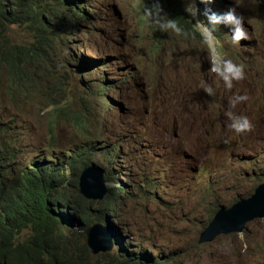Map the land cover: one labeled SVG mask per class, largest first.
<instances>
[{
	"label": "rangeland",
	"instance_id": "1",
	"mask_svg": "<svg viewBox=\"0 0 264 264\" xmlns=\"http://www.w3.org/2000/svg\"><path fill=\"white\" fill-rule=\"evenodd\" d=\"M85 2L92 19L84 23L79 45L73 48L83 46L85 59L107 56L113 60V66L135 65V74L140 78L138 87L132 86L129 96L120 94L122 87L116 93L115 90L101 93L105 109H99L105 130L98 142L120 146V163L112 165L110 170H119L118 181L125 180L119 182L118 187H126L128 197L116 217L124 239L134 235L139 241L132 247L149 254L175 253L183 264H241L242 261L257 264L264 258V246H261L264 220L247 225L239 235L220 234L198 244L197 240L202 225L209 223L214 215L210 219L211 209L227 208L237 194L238 197L248 191L252 194L264 168V111L258 108L264 105V70L261 68L264 65V0H232L231 6L244 17L249 35L247 41H240L239 47L231 44L228 30L214 33L222 45L219 48L214 41L206 44L201 36L186 39L169 34L161 40L152 59L145 56L151 24L143 18V9L136 8L139 0ZM188 2L186 0L184 5ZM196 31L200 33L198 21ZM220 54L234 62L249 64L245 67V78L233 81L232 89H225L223 82L209 70L212 57ZM53 58L59 65L60 48H56ZM253 61L258 65L256 72ZM166 62H170L169 69L161 64ZM150 63L161 65L150 72L146 70ZM113 66L102 70L98 66L95 70L100 75L96 76H119L120 69L113 73ZM67 69H71L69 64L59 67L57 76ZM151 75L156 78L153 82L148 80ZM159 75L170 78V83L157 81L161 79ZM203 84L213 87L212 96L204 93ZM65 87L66 97L81 98L76 82ZM240 93H246L248 99L231 107L229 101ZM112 101L116 106L119 102V110L108 108ZM51 109L45 103L18 111V123L31 130L27 136L33 151L40 150L46 137L47 113ZM91 109L95 111L96 107ZM229 112L247 115L255 134L237 135L228 129ZM0 116L9 119L4 110L0 111ZM61 126H52L53 135L60 141V153L77 144L76 132L80 131ZM218 135H222L223 141L228 139V143L223 142L225 148H234L229 156L238 158L235 164L206 162L223 166V176L212 175V169L202 166L200 159L187 165L189 159L176 156L177 144ZM152 192L156 193L155 197ZM207 203H210L208 207ZM120 247L123 246L120 244ZM114 252L115 246L111 253Z\"/></svg>",
	"mask_w": 264,
	"mask_h": 264
},
{
	"label": "trees",
	"instance_id": "2",
	"mask_svg": "<svg viewBox=\"0 0 264 264\" xmlns=\"http://www.w3.org/2000/svg\"><path fill=\"white\" fill-rule=\"evenodd\" d=\"M184 2L161 0L164 10L188 33L180 37L201 36L196 31L197 22L183 12ZM151 4L152 0H144L142 9ZM233 4L232 0H213L211 7L221 11ZM88 10L80 0H0V111L9 117L0 116V264H182L175 253L149 254L132 247L139 241L134 235L125 239L118 254L93 256L86 246L85 231L91 225L102 224L116 231V217L128 197L126 188L117 186L125 180L118 181L112 175L116 172L110 170L119 154L113 145L98 147L104 130L98 129L101 116L91 109H103L101 93L120 86L115 78L91 79L96 74L79 60L72 70L75 76L64 72L58 77L62 65L53 58L56 48L61 50L68 43L80 23L90 20ZM19 19L28 23L11 22ZM12 25L26 27L32 40L12 41ZM169 34L173 33L151 25L150 40L157 48ZM73 82L82 93L80 99L66 97L65 86ZM45 103L52 108L47 113L46 137L40 150L33 151L27 136L31 130L16 117L20 109ZM71 116L73 121L68 118ZM53 122L80 130L76 132L77 144L60 153V141L52 133ZM96 156L109 166H101L105 182L115 185L101 200H86L77 191L78 177L86 166L93 165ZM210 186L214 187L212 183ZM236 198L238 195L232 200ZM217 210L211 209L210 219ZM115 236L117 241L121 237Z\"/></svg>",
	"mask_w": 264,
	"mask_h": 264
},
{
	"label": "clouds",
	"instance_id": "3",
	"mask_svg": "<svg viewBox=\"0 0 264 264\" xmlns=\"http://www.w3.org/2000/svg\"><path fill=\"white\" fill-rule=\"evenodd\" d=\"M7 1L8 0H2V2H7ZM80 1L86 3L85 0H80ZM257 2H260V0H257ZM143 3H144V0H139V2L136 3V8L138 10H142V4ZM199 3H201L202 5ZM212 3H213V0H199V1L189 0V2L186 3L184 5V8H183V12L186 14V16L191 17L196 22L198 21L200 35H201L202 39L204 40V42L207 44L209 41H214L215 46L217 48L222 47L220 42L214 36V32L216 31V29L217 30H228L229 39H230V42L232 45L239 47L240 41L242 39L247 41L249 39V35H248V31L246 30V27H245L244 17L240 13H238L236 11V9L234 7H232L231 5H227L225 10L218 11V10H215L211 7ZM196 5H198L199 7L197 8ZM199 8H201L203 10H200ZM88 9H89V7H88ZM87 14H88V12H87ZM88 16H89L90 21H91L92 17L90 15H88ZM201 17H203L202 20H201ZM143 18L146 20V22L150 23L152 26H154L156 29H158L161 32L167 33L170 31L171 33H173L177 36L188 35V33L181 26V24L176 19L170 17L169 14L164 10V8L161 4V0H152L151 6L144 7L143 8ZM22 20L23 19H19V20H15V21H11V22L16 23V24H21V25H26L28 23V22H24ZM8 21H10V20H8ZM88 21L89 20L84 19V21L82 23H80L81 25L78 27L77 30H75L72 33V35L69 38L68 43L60 50V63H61V65L67 66L69 64L71 66V69H67V70H65V72H70L74 76L76 75L75 74L76 72H73L72 70H76L75 67L78 65V63H75V62L77 60H79V62L81 64L92 69L96 75H100V72H96V70H95L98 66H100L99 70L113 66V60L110 57L105 56L103 58L97 57L95 59H85L83 57V52L85 51V48L83 46H79L78 49L73 48V45H79V38L82 35L83 29L85 27L84 23H87ZM25 29H27V28L26 27H19L17 25H12L9 29V36L11 37L12 41L20 42V43L30 42L32 40V34L30 32L25 31ZM20 35H21V37H19ZM19 38H20V40H19ZM148 41H149V46H147V49L145 51V56L148 59H152V57H154L155 54L157 53L160 46H159V48H157L156 45L150 40V37H149ZM253 62H254V70L256 72V69H257L256 67H258V65L256 64L255 61H253ZM161 64L168 66L170 64V62L161 63ZM160 65H153V63H150L149 65H146L147 66L146 70L150 71V72H154L155 70H157L158 66H160ZM246 66H249V64L248 63L243 64L242 62H234L232 59H229L227 57H223L222 54H220V55H215L212 57V59L210 60V63H209V70L212 73H215V75L219 78V80H221L223 82L225 89H232L233 81H239V80H242L245 78V67ZM118 68L120 69L119 76H116L114 74L112 76V78H107V79H113L116 77L120 78V79H114V80H117L116 82L118 83V85L120 87H122L120 94L123 96H129L133 90L131 87L133 86L134 89L137 88L138 87L137 83L140 80V78L135 74L137 67H135V65L134 66L129 65L128 67L122 66V65H120V63H118L117 65L113 66V68L111 70L114 73V70L118 69ZM167 68L169 69V67H167ZM261 68L264 70V65ZM96 75L92 76L91 79H97V78L102 79V78H104V77H100V76L97 77ZM160 77H161V79H159L157 81H162L165 84H169L171 81L170 78H166L163 76H160ZM74 78H76V77H74ZM154 79H156V78H153V75H151V77L148 78V80H150L151 82H153ZM202 87H203L204 93L207 94L208 96H212L214 94V89L211 85L203 84ZM119 88L117 90H115V93L119 90ZM260 95H262V94H260ZM247 99H248V96L246 93L234 94L232 99L229 101V104L231 105V107H235V105L237 103L246 101ZM110 103H112L113 106H116L115 102L112 101ZM110 103H108V104L110 105ZM128 105H129V107L131 106L129 100H128ZM113 106L110 105V107H108V108H110L112 110H119L121 105L118 102V105L116 107H113ZM258 108L260 110L264 111V105L263 104L260 105ZM103 109H105V105H104ZM93 113L95 115L101 116V123L98 126L99 131L105 130L102 113L99 111L98 108H96V110L93 111ZM228 115H229V121L230 122L226 125V127L228 129H231V131L233 133H235L237 135L246 134L248 132L254 133L252 131L253 124L247 115H244L242 113L236 114V113H232V112H229ZM68 118L73 121V116L68 117ZM122 119H123V117L121 118V120ZM53 124H54V126H57V127H60V125H62V124H60V125L56 124L55 122H53ZM61 127H65V126L62 125ZM66 129H68V128L66 127ZM88 129L90 131H92L91 128H88ZM223 142L228 143V139L226 138L223 141L222 135H218L217 137L203 136V137L196 139L195 141H189V142L184 141V142H181L180 144H177L174 148V151L176 152V156L179 159H183V160L189 159V162L187 163V165L188 164L190 165V162L194 159H200L203 161L201 163L202 166L210 167L212 169V175L223 176L224 175L223 166L211 165L209 163H206V162H210V163L224 162L227 164H235L238 161V158L236 156H233V157L229 156V153L233 152L234 148L233 147L225 148V145ZM97 144H98V147L99 146H102V148L105 147L104 143L98 142ZM98 147H97V149H101ZM113 148H114L115 152L119 154L120 146L119 145H113ZM219 153H224V154L221 155ZM186 155L191 156V157L186 158L185 157ZM119 163L120 162H119V158H118V162H114V163H112V165H116ZM244 163H246V159H245ZM92 164L93 165H91L90 167L98 168L102 172L103 178H104V170L102 169L101 166L108 168L109 167L108 164L106 162H104L100 156L96 160L93 159ZM88 168H89V165L86 166L84 168V170L88 169ZM114 172H116V173H112V175H115L116 177H117V175H120L119 177H121V173L119 170L114 171ZM181 173H183V170L181 171ZM209 176H210V174L207 172V177H209ZM104 181H105V179H104ZM256 181L259 184L257 185V187L255 189L259 188L260 191H264V188H260L262 185H264V168L262 169V173H260L259 176L257 177ZM105 184H106V194L103 197H106L108 190H110V187L115 185L113 182L112 183H106L105 182ZM118 184H119V182H117V186H118ZM122 188H126V187H122ZM77 189H78V187H77ZM217 190H219V189H217ZM237 195H235V196H237ZM250 195H251L250 191H248L244 196H241L238 199L246 198ZM232 199L230 200V205L227 206V208L230 207L235 201L238 200L237 198L234 200H232ZM209 204L210 203H207V206ZM218 209H220V208H218ZM116 229L118 231L113 232L112 235H114V238L111 235V240H112V250H113V246H115L116 252H114V253L118 254L121 252L122 248L124 249V245H125L126 241L124 239L123 234L120 233V230L118 228H116ZM115 234L116 235L120 234V236H121L120 238H118V241H117ZM229 235H237V234H228L226 236H229ZM261 243L264 246V239L261 240ZM120 244L123 247H120ZM93 256H96V255H93ZM263 262H264V258H261L258 260L257 264H262ZM183 263L184 262H182V264ZM234 264H236V263L234 262ZM241 264H245V263L242 261Z\"/></svg>",
	"mask_w": 264,
	"mask_h": 264
},
{
	"label": "water",
	"instance_id": "4",
	"mask_svg": "<svg viewBox=\"0 0 264 264\" xmlns=\"http://www.w3.org/2000/svg\"><path fill=\"white\" fill-rule=\"evenodd\" d=\"M67 64V63H66ZM74 78V77H73ZM78 193L86 200H101L106 194V184L98 168L82 170L77 185ZM260 188H264L262 185ZM264 220V194L257 188L253 193L235 201L230 207L218 209L211 221L199 234L197 243L209 241L216 235L241 234L248 224ZM116 231H118L116 229ZM111 231L106 225L93 224L85 231V243L92 255L106 254L112 250Z\"/></svg>",
	"mask_w": 264,
	"mask_h": 264
},
{
	"label": "bare ground",
	"instance_id": "5",
	"mask_svg": "<svg viewBox=\"0 0 264 264\" xmlns=\"http://www.w3.org/2000/svg\"><path fill=\"white\" fill-rule=\"evenodd\" d=\"M196 3V2H195Z\"/></svg>",
	"mask_w": 264,
	"mask_h": 264
}]
</instances>
